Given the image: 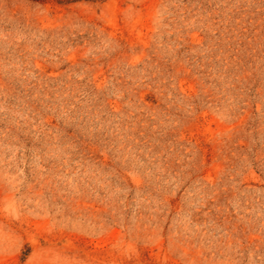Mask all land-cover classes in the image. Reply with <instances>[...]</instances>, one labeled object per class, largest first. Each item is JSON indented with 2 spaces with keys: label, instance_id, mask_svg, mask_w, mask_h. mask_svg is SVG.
Returning a JSON list of instances; mask_svg holds the SVG:
<instances>
[{
  "label": "rangeland",
  "instance_id": "374dc122",
  "mask_svg": "<svg viewBox=\"0 0 264 264\" xmlns=\"http://www.w3.org/2000/svg\"><path fill=\"white\" fill-rule=\"evenodd\" d=\"M0 264H264V0H0Z\"/></svg>",
  "mask_w": 264,
  "mask_h": 264
}]
</instances>
